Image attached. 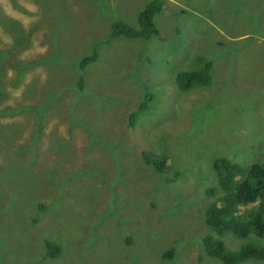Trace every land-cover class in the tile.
I'll return each mask as SVG.
<instances>
[{
    "label": "rangeland",
    "instance_id": "obj_1",
    "mask_svg": "<svg viewBox=\"0 0 264 264\" xmlns=\"http://www.w3.org/2000/svg\"><path fill=\"white\" fill-rule=\"evenodd\" d=\"M147 1L0 0V264H223L208 190L220 156L264 163V0H164L152 39L110 36Z\"/></svg>",
    "mask_w": 264,
    "mask_h": 264
},
{
    "label": "trees",
    "instance_id": "obj_2",
    "mask_svg": "<svg viewBox=\"0 0 264 264\" xmlns=\"http://www.w3.org/2000/svg\"><path fill=\"white\" fill-rule=\"evenodd\" d=\"M36 2L40 5V0ZM164 6V0L147 1L139 13L138 27L124 20H115L111 23L110 36L152 39L159 34L155 15ZM10 25L16 27L13 21ZM21 39L18 41L21 42ZM95 59V54L85 56L80 65L83 68ZM211 68L212 63L208 61L201 69L181 70L176 75V82L183 91L207 86L212 81ZM151 98L150 95L147 96L148 100ZM146 106L147 100L140 108L144 109ZM137 116V112L130 116L132 124L136 122ZM146 160L153 162L159 170L164 169L160 160H151L149 157ZM213 167L217 174L218 188L208 190V195L215 199L206 212V222L212 229V233L203 238L206 253L220 259L223 264H239L246 259H264V246L247 243L234 251L227 249L223 239L225 233H232L241 239L253 234L264 239V163L255 161L245 166L232 157L220 156L214 160ZM46 247L48 258H57L62 252L61 245L52 241H47Z\"/></svg>",
    "mask_w": 264,
    "mask_h": 264
}]
</instances>
